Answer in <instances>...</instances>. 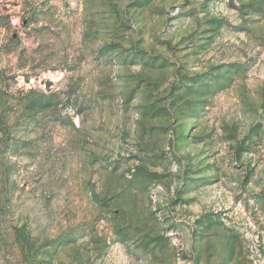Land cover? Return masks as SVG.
Listing matches in <instances>:
<instances>
[{
    "label": "rangeland",
    "instance_id": "1",
    "mask_svg": "<svg viewBox=\"0 0 264 264\" xmlns=\"http://www.w3.org/2000/svg\"><path fill=\"white\" fill-rule=\"evenodd\" d=\"M0 264H264V0H0Z\"/></svg>",
    "mask_w": 264,
    "mask_h": 264
}]
</instances>
